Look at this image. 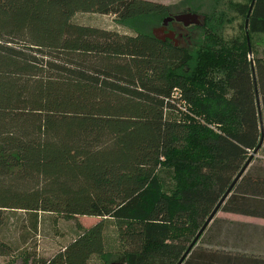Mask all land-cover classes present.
Instances as JSON below:
<instances>
[{
  "label": "trees",
  "instance_id": "1",
  "mask_svg": "<svg viewBox=\"0 0 264 264\" xmlns=\"http://www.w3.org/2000/svg\"><path fill=\"white\" fill-rule=\"evenodd\" d=\"M234 7L243 27L247 19L244 38L204 47L209 56L206 39L227 40L217 39L214 13L191 6L205 15L204 38L182 46L133 25H160L168 14L160 2L0 0V256L18 247L8 224L24 241L41 214L60 213L99 219L78 224L49 257L23 250L20 264H90L111 254L108 227L123 264H178L187 250L180 264H264L253 237L264 228L251 224V250L228 249L227 231L243 223L215 216L264 217V175L244 172L264 116V58H249L264 33V0ZM78 12L112 15L132 33L76 23ZM204 57L227 67L226 95L196 82ZM185 108L213 113L217 131L188 122Z\"/></svg>",
  "mask_w": 264,
  "mask_h": 264
},
{
  "label": "rangeland",
  "instance_id": "2",
  "mask_svg": "<svg viewBox=\"0 0 264 264\" xmlns=\"http://www.w3.org/2000/svg\"><path fill=\"white\" fill-rule=\"evenodd\" d=\"M155 2H160L168 6V13L170 15L178 14V11L185 9L188 6L196 8L198 10L207 11L208 13H214V18L212 21V28H217V39L227 40L217 44L216 41L206 39L203 42L201 51L204 55L212 56L208 49L204 47H213V49H219L220 47H226L228 41L231 38L237 37L241 40L244 38V18L235 9L234 5L239 3H248L249 0H152ZM72 21L76 23H84L88 25H94L100 28L108 30H116L119 33H132V31L123 25H120L115 17L112 15H103L94 12H78L72 17ZM155 19L153 18H140L133 25L137 28H143L148 31L155 29L154 25ZM157 28V27H156ZM192 41L200 42L203 41L202 35L199 30H192ZM169 33V32H168ZM172 33V32H170ZM173 34V33H172ZM173 38L176 40L177 45L185 46L186 43L177 38L173 34ZM181 41V42H180ZM193 42V43H194ZM200 47V46H199ZM253 54L249 58L261 57L264 58V33L256 37V40L252 44ZM212 57H204L202 61H199V68L196 67L195 79L199 86L202 87H213L220 93L226 95L227 88L225 86V78L227 75L226 66H217L211 61ZM182 110V109H181ZM185 119L188 121L189 118L194 119V122L204 127L216 132L218 126L214 122V114L209 115L200 114L197 115L191 110H183ZM189 122V121H188ZM194 152V151H193ZM19 213V212H18ZM16 215H11L15 217ZM99 218L95 216H82L77 215L73 218L67 217L66 215L60 213H45L41 214L40 223L38 231L33 234L29 232L26 235V239L21 241L18 239L19 232L16 231V227L13 224H8V230H5L6 236L15 242H17L16 253L9 256H0V264H20L21 257L20 254L23 250L32 252L36 251L39 255L44 257H49L60 248L65 246L69 241H71L75 235L80 231L78 224L81 227H89ZM14 220H11L13 223ZM106 236V250L110 251L111 254H106L104 258L99 256H93L90 264H113L118 263L115 260L116 252L118 249V242L115 232L112 227H108Z\"/></svg>",
  "mask_w": 264,
  "mask_h": 264
},
{
  "label": "crops",
  "instance_id": "3",
  "mask_svg": "<svg viewBox=\"0 0 264 264\" xmlns=\"http://www.w3.org/2000/svg\"><path fill=\"white\" fill-rule=\"evenodd\" d=\"M262 127L264 132V116L262 117ZM254 160L251 161L245 168L244 172L250 170L251 174L256 177L257 175H264L263 172L260 170L259 167H264V140L260 146V148L253 154ZM255 166V167H254ZM251 176V175H250ZM251 176V177H253ZM255 179V178H253ZM256 180V179H255ZM216 217L226 219L229 222H238L242 225H237L234 229L228 230L227 235H225L226 240L225 242H221L222 247L225 248H233L237 251L243 249L251 250L252 242L255 243V239L253 238L252 242L250 239V228L252 225H257L259 227L264 228V217L254 216L239 212H227L218 210L215 214ZM264 232V229H261ZM258 241L257 247H261L263 254H264V237L261 239V234L256 233L253 234ZM261 239V240H260Z\"/></svg>",
  "mask_w": 264,
  "mask_h": 264
},
{
  "label": "water",
  "instance_id": "4",
  "mask_svg": "<svg viewBox=\"0 0 264 264\" xmlns=\"http://www.w3.org/2000/svg\"><path fill=\"white\" fill-rule=\"evenodd\" d=\"M250 10H248L249 14ZM170 17H165L162 20V25L159 28H156L155 30L152 31L153 36L156 37L157 39H161V40H165L166 38L174 41V43H176V40L173 38V34L172 33H167V34H163V30H164V26L167 24V22L170 20ZM174 19L177 21H182L184 23L185 26H188L189 24H196L199 25L200 22V15L197 13H192V12H185V13H181V14H177L174 16ZM245 29L247 28V19L245 20V24H244ZM257 105L259 108V102H258V97H257ZM259 123H260V130H261V136H260V141L259 144L257 146V148L255 149V151L253 152L256 153V151L259 149V147L261 146L263 140H264V133H263V127H262V117H261V113L259 112ZM250 159L247 160V163L249 162ZM246 163V165H247ZM245 165V166H246ZM230 188L225 192L223 198L227 195V193L229 192ZM223 198L218 202V204L216 205V207L213 209V211L210 213L209 217L207 218V220L205 221L204 225L202 226V228L199 230V232L197 233L196 237H198L201 232L203 231L204 227L210 222V220L212 219L213 215L215 214V212L217 211L219 205L221 204ZM188 250L185 252V254L183 256H185L187 254ZM178 262V264H180L181 260ZM113 264H123V263H113Z\"/></svg>",
  "mask_w": 264,
  "mask_h": 264
},
{
  "label": "flooded vegetation",
  "instance_id": "5",
  "mask_svg": "<svg viewBox=\"0 0 264 264\" xmlns=\"http://www.w3.org/2000/svg\"><path fill=\"white\" fill-rule=\"evenodd\" d=\"M185 12L194 13L189 8H185V9L179 10L178 14L185 13ZM197 14L200 15V22L201 23L199 25L189 24L188 26H185L182 21H177V20L174 19L175 15H170L168 13L166 15V17H170L171 19L164 26L163 34H167L168 32L169 33L172 32L174 34V36L177 38L178 41L181 40V41H184L186 43H189L191 38H192V32L191 31L192 30H199L201 27H203V24H204L203 22H204V19H205V15L203 13H197ZM161 25H162V23L160 25L156 26V27L159 28ZM156 27H155V29H156ZM155 29L153 28V30H155ZM165 40H170V39L166 38Z\"/></svg>",
  "mask_w": 264,
  "mask_h": 264
}]
</instances>
